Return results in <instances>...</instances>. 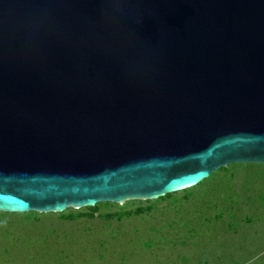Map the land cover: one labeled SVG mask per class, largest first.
<instances>
[{"label": "water", "instance_id": "95a60500", "mask_svg": "<svg viewBox=\"0 0 264 264\" xmlns=\"http://www.w3.org/2000/svg\"><path fill=\"white\" fill-rule=\"evenodd\" d=\"M264 163V0H0V211L153 200Z\"/></svg>", "mask_w": 264, "mask_h": 264}, {"label": "rangeland", "instance_id": "374dc122", "mask_svg": "<svg viewBox=\"0 0 264 264\" xmlns=\"http://www.w3.org/2000/svg\"><path fill=\"white\" fill-rule=\"evenodd\" d=\"M0 211V264H264V163L153 200Z\"/></svg>", "mask_w": 264, "mask_h": 264}, {"label": "trees", "instance_id": "16d2710c", "mask_svg": "<svg viewBox=\"0 0 264 264\" xmlns=\"http://www.w3.org/2000/svg\"><path fill=\"white\" fill-rule=\"evenodd\" d=\"M162 197H163V196H162ZM162 197H160V198H162ZM87 208L93 209V208H95V206H89V207H87Z\"/></svg>", "mask_w": 264, "mask_h": 264}]
</instances>
